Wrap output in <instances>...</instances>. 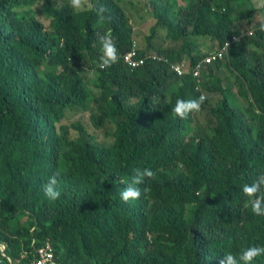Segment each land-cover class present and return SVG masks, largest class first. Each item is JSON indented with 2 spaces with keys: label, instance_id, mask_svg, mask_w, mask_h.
<instances>
[{
  "label": "trees",
  "instance_id": "16d2710c",
  "mask_svg": "<svg viewBox=\"0 0 264 264\" xmlns=\"http://www.w3.org/2000/svg\"><path fill=\"white\" fill-rule=\"evenodd\" d=\"M99 3L102 24L68 0H0V264H34L46 242L62 264H219L264 246V215L242 192L264 172V0ZM129 10L148 24L138 67L124 61ZM105 33L120 59L102 69ZM208 39L230 50L195 76ZM225 70L244 104L224 87ZM201 95L206 126L199 111L175 116L177 99ZM69 108L89 123L60 124ZM145 168L155 178L124 202ZM58 170L60 196L49 200L43 188Z\"/></svg>",
  "mask_w": 264,
  "mask_h": 264
},
{
  "label": "clouds",
  "instance_id": "9594fccd",
  "mask_svg": "<svg viewBox=\"0 0 264 264\" xmlns=\"http://www.w3.org/2000/svg\"><path fill=\"white\" fill-rule=\"evenodd\" d=\"M68 4L69 7L73 10H87L91 13H94L98 24H102L110 19V17L106 15L108 9L106 8V6L99 3V0H96V2H93V0H68ZM252 29L254 28L249 29L247 31V34L252 35L254 33L250 32ZM260 30L264 31V23H261ZM99 44L102 52L100 56L99 66L104 69L111 67L113 64H116L120 59L116 46V38L112 36L111 33H105L99 36ZM134 46L138 49L139 53V48L134 45V41L131 48L125 53L130 51ZM221 47H217V49L209 51L207 55L211 52L219 50ZM214 61L212 63H214ZM204 99L205 97L203 95L195 99H177L172 111L175 116L179 117L180 119H186L189 114L198 112L200 110V106L203 103ZM59 175L60 172L58 170L51 176H49L47 182L44 185V195L49 200H56L60 196V192L57 190V177ZM146 178L154 179L155 173L148 168L142 170L135 169L130 183L120 193L121 199L124 202L138 199L141 195V189L139 185L143 184ZM242 192L244 195L250 198L252 213L258 216L264 215V172L257 175L256 179L251 184H245L242 188ZM261 256H264V246L251 245L241 251L239 259H237V257L233 254L229 253L220 259L219 264H241V262L242 264H252V261Z\"/></svg>",
  "mask_w": 264,
  "mask_h": 264
},
{
  "label": "rangeland",
  "instance_id": "374dc122",
  "mask_svg": "<svg viewBox=\"0 0 264 264\" xmlns=\"http://www.w3.org/2000/svg\"><path fill=\"white\" fill-rule=\"evenodd\" d=\"M255 4H256V6H259V7H261L262 5H261V3H259V2H255ZM138 5V4H137ZM138 7H139V5L137 6V10H138ZM139 9H140V7H139ZM129 10V13L128 14H131L132 15V17H130L129 19L131 20V22H132V26H133V37H132V40L134 41V45H136L138 48L139 47H142L143 45H144V38H143V36L141 35V30H140V25L142 26V27H148V24L147 23H144L143 24V18H141L138 14H137V12L138 11H140V10ZM137 18H138V20H139V22L140 23H138L136 20H137ZM260 18H263V17H260ZM143 31V30H142ZM149 32V31H148ZM148 32H146V33H148ZM134 38V39H133ZM209 41H210V39H208ZM169 41V40H168ZM208 41V42H209ZM212 42V43H211ZM201 43H203V44H205L206 42L204 41L203 42V40H202V42ZM210 43L213 45L214 44V47L212 48V49H206V52H209V51H211V50H214V49H217V47H218V45H216L215 46V43H214V41H210ZM207 44V43H206ZM210 44V45H211ZM209 45V46H210ZM232 72H230V71H227V70H225L224 72H221L219 75L221 76V77H226V78H228L230 81H227V84L228 83H230V84H232L231 85V87H230V93L231 94H237L238 95V83L234 80V75L233 74H231ZM225 82V81H224ZM227 84L226 83H224L223 85L225 86V87H227ZM229 87V86H228ZM95 89H97V88H95ZM238 99H239V102L241 103V104H244V102H243V100H241L242 98H240L239 97V95H238ZM66 115H65V117L62 119V121H61V123L60 124H72L73 122H75V121H77V120H80L81 121V123L84 125V124H88L89 123V119H88V117H89V114H88V112H81L80 110H77V109H74V108H69V109H67L66 110ZM197 120H196V123H197V125L198 126H201V127H204V126H206L207 124H208V117H206V115H205V111H199L198 113H197ZM105 130L106 129H102V131L103 132H105ZM198 131H200L199 129L196 131V133L198 132ZM71 134L72 135H76L77 134V130L75 129V128H73L72 130H71ZM96 137H101V138H105V139H107L108 137L107 136H105L104 134H99V135H96ZM101 141H104V140H102L101 139ZM24 220H26V217H22Z\"/></svg>",
  "mask_w": 264,
  "mask_h": 264
},
{
  "label": "built area",
  "instance_id": "2783aa9c",
  "mask_svg": "<svg viewBox=\"0 0 264 264\" xmlns=\"http://www.w3.org/2000/svg\"><path fill=\"white\" fill-rule=\"evenodd\" d=\"M250 32L253 33L254 29ZM229 48L230 43L225 42L219 50L205 56L203 60L197 64V69L194 71L195 76L200 74V70L202 71L203 63H212L216 59L224 58L228 54ZM147 57L148 56L141 57L138 53V49L134 46L130 51L124 54V61L131 67H138L146 62ZM152 58L156 59V55L154 54ZM173 67L178 73H182L185 62L182 61L179 64L173 65ZM34 264H62V262L57 258L53 245L50 242H46L38 248Z\"/></svg>",
  "mask_w": 264,
  "mask_h": 264
},
{
  "label": "crops",
  "instance_id": "0c3cea01",
  "mask_svg": "<svg viewBox=\"0 0 264 264\" xmlns=\"http://www.w3.org/2000/svg\"><path fill=\"white\" fill-rule=\"evenodd\" d=\"M212 43V42H211ZM223 84L226 83L227 84V80L225 82H222ZM225 87V86H224Z\"/></svg>",
  "mask_w": 264,
  "mask_h": 264
}]
</instances>
